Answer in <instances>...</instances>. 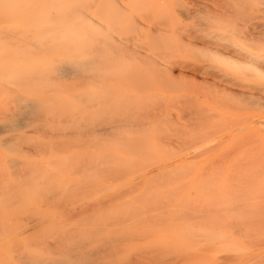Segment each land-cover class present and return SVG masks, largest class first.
<instances>
[{
	"label": "rangeland",
	"instance_id": "374dc122",
	"mask_svg": "<svg viewBox=\"0 0 264 264\" xmlns=\"http://www.w3.org/2000/svg\"><path fill=\"white\" fill-rule=\"evenodd\" d=\"M187 1L189 2L187 4V7L190 8L192 6V8L190 10L193 11V15H192L193 17L190 19L180 17L181 16L180 13H181V11H184V8H185L184 4ZM187 1L185 0V2L183 3V0H182V2L180 1L181 3L179 1L177 3L176 0H163V1L162 0H139V3H138L139 5L137 7L138 9H137L136 16L134 18V24H133V27H135L137 32L134 33L132 31L133 27H131L127 32H128V34L130 33L129 34L130 37L134 36L136 38V41H137L136 44L138 42L141 46H142V44H144V45L148 44L147 46L143 45L144 47H147L146 51H145L146 48L143 49V47H138L137 46L138 44L137 45L135 44V48L137 49L136 50L137 53H134V54L131 53V57H132V55H135L134 57L136 60V59H138L136 57V55H138V53L143 55V51H144L145 55H147V56H145V55L142 56L140 54H139V56H141L140 58L143 57V59L148 57V59H147V61H146V59H144L146 61V64L143 66L142 63H140V65H139V62H141L139 59H138L139 62L135 63V60L132 61L131 58H129L132 62H134L135 64H138L137 65L138 67L135 66L137 68L136 69L133 66L135 64L134 63L131 64L132 62L128 59V57H125L123 55V58L124 59L126 58L125 60H127V63H126L125 60H123V58H122V61L125 62V63L122 62V65L125 66L124 64H126V67H124V70L126 71L127 76H126V73L123 72V70L121 69L123 66L121 68H119L121 66V63H120L121 61H120L119 62L120 66L118 65L116 68L121 69V70H119V72L121 71L123 74L121 73V76H120L121 80L119 82H117L118 85L116 84V88H118V89L115 90V95L117 97L119 95V97L118 98L114 97V100L117 99L116 100V102H117L118 100H120L119 98H122L123 100L121 99L120 101H122V102L124 101V103H126V105H124V103H123V105H121V107H120L122 109L121 112H123V114H125V117H121L120 116L121 114L119 115L120 118H122V119L126 118L127 113L131 114V112L133 113L134 112L133 110H135V111H139L140 112L139 114L141 116L143 115V113H146V114H151V115H147V117L148 116L154 117L153 119L156 118V120L158 122L163 120L160 123V125H162L160 127V128H162L161 133L162 132L167 133L169 131V129H164L165 128L164 126L167 123L169 124V122H167V123H164V122L169 121V120L170 121L174 120L175 122L171 123L173 125L174 123L177 122L178 117L184 115L185 113H187L189 111L191 112L194 110L195 113L198 114V115H196L193 111L192 113H194V116L201 117L200 119L197 117L196 121L201 120V119L203 120L205 118V121L207 120V123H210V121L212 122L211 123L212 128H215L213 126H217V125L218 126L216 127V129L206 128L209 131L203 130L204 132H202V131L197 132V133H199V134H197L198 136L195 135L196 133H193L192 137H194V135H195L193 141L199 136L200 137L196 140L197 142H200L201 137H202V139L207 138V140L210 139L211 141L213 139L214 141H212V142L209 140L210 143L205 139H203V140L206 143L208 142L207 145L211 146V147L212 146L215 147L218 144V146H216L217 150H214L215 152L213 151L212 153L206 154V156L205 155H203L202 157L199 156L198 159H195L193 161L189 160L186 163L181 164L179 162V160L181 159L182 155L180 157L179 156L176 157V156L181 154L182 151L179 152L181 149L175 147L174 146L175 143H174L171 146L172 148L167 149L169 152H166V153L165 152H160V153H156V154L155 153L154 154L153 153L152 154L137 153L138 155L136 153H134V155H132L133 153H130V154L128 153L129 155L128 154L127 155L116 154V156L119 159L118 161L125 159L124 163H123V161H122V163L120 162L122 164V166L119 163V165H120L119 167L117 166L118 165L117 163H116L117 165H114L115 161L113 162V164H111L112 161L105 158L104 155H102V157L98 156V158L103 160L107 164V165L105 164V166H108V167H105V166L99 167V165H101V164H99V165H97L98 163L95 164V160L97 159V156H95V159H94V157L93 158L91 157L89 159V160H92V162H89L88 159H86L87 164L83 163L86 161L82 162L83 156L81 157V159L79 161H77L78 155H80V154L86 155V153H83L82 151H80V154L76 153L77 159L74 158V159H76V161H73L71 159L75 163V166H76V164H77V166H79V164H80V166L79 167H73L72 169H70L71 170L70 171L67 163L65 165H64V163H62V165H61V162L63 160V157H64V159L65 158L67 159L71 156L70 154H73V152H71V153L65 152V150H68L69 147L68 146L61 147L60 145H57V150L55 149L56 147L55 148L53 147L54 151L50 150L49 145H50L51 141H52L51 143L53 146H56V144H58V143L53 144L54 141L49 140V139H52L51 135L54 132L52 133L51 131L53 130V128H56L53 131L58 130L57 127L60 128L59 126H61V125H59V124H63L65 127L67 126L66 128H68L69 122H70V124L72 122V125L74 124L72 119H71L72 121L71 120L69 121V118H71L70 116H72V109L74 108V107L73 108L69 107L73 103L71 101L68 102L69 104H67L69 107L68 109H70V111L66 110L67 113L69 114L68 115L66 113V115L68 116V119L65 120L68 125H65L66 123L64 122V120L62 121V119L61 120L59 119L60 117H57L58 119L55 117L52 118L53 116H56V115L58 116L60 114L54 113L53 115H48L46 113L45 116H47V117L51 116L48 119L57 120V121H54L57 123V125H55V124H54V126H52L53 124L49 125V123H51V122H49L50 120L48 121V119L45 120L46 118H44L42 121H40L41 123L38 122L35 124V126L32 125L33 129H31L32 126H30V128L27 127L25 129H22V131H15V132L11 131L13 133L6 132L3 134H0L1 135L0 136L1 141L7 140V139L8 140L14 139V137H19V140H16L13 143L11 142V144H10L11 146H9V147L7 146V144H5L6 146L4 144L0 145L1 147H3L2 145L5 146L3 148L0 147V171H1L0 172V175H1L0 176V180H1L0 183L3 181V183H1V186H0V193H1L0 194L1 195L0 196V231L2 232V233H0V264H20V262H22L21 261L22 259L26 260V257L29 258L26 261L31 260L30 262H32V263L35 262L34 264H37L40 259L42 260V262L40 261L41 263H43V260L49 261L51 259L60 260L61 258H63L65 260H67V259L69 260L67 254L72 255L73 253L79 254V255H77L79 257H77V259H76V260L79 259V262L77 261L76 263H78V264L83 263L84 264V260L83 261L81 260L82 259L81 258L82 256H80L81 254L83 255V253H85V255H83V256L86 257V254H88L89 250L91 251L94 248L96 249L97 247L101 246L102 244L106 247L109 245L108 243H110L111 240L114 241L115 238L120 239V241H118V243H117L116 239L114 241V243L116 242L115 244H117V246L121 245V243L123 244V246H125V245L127 246L130 242V239L132 240L134 238L133 235H132L133 237H131V233L137 234V232L142 233L143 230L147 231L149 229V227H148L149 223L151 224V222H149V221L153 220L155 215L164 214L162 216H165V218L167 216L171 217L172 216L171 215L172 210L175 213L178 212V214L181 212L183 213V214L181 213L180 215L177 214L180 217V218L176 219L178 227L179 226L181 227L183 225L182 223H186L187 220H189V219L196 218L198 221L202 222L204 220V218H206L203 221V226H201L202 223H200L201 225L200 224L199 225L201 227L198 225V226H196L197 228H195V226L189 227V225H183L181 227V229L178 228L177 230H176V228L175 229L171 228V230H168L169 228L167 226L153 229V230H157L156 234L158 233V235H156L155 238L161 239V240H158V239L157 240L155 239V240H156V242L158 241V242L163 244V246H160L161 244L157 242L158 244H160L159 246L161 247V249L164 247L163 252H165V253L169 252L171 254V256H173L175 258V261L177 263L180 262L179 259L185 260L188 258V260H186L185 264L186 263L187 264H264V123H262V122H264V79L260 78L258 76H255L254 73L251 74L249 71H245L244 74H243V72L237 73L238 70L234 71L229 66H226L223 64H221L222 67L220 68L219 67L220 64L218 62L213 60L211 57H208L209 56L208 52L211 54H213V53L218 54V52H215V51H219V53H221V55H224V57H227V58L231 57L235 60L240 59L241 61L244 60V62L251 61V59L247 58V56H245L244 54L242 55L241 52L240 53L236 52V51L234 52V50H233V52H231L232 54H230V52H229V51H231L230 44H235V42H234L235 37L234 38L231 37L232 39L229 37L231 39L230 40L231 42L230 41L228 42V41H226L227 39L226 40L223 39V37L226 33L222 34L223 37H220L221 35L219 36V38L217 39L218 44L216 45V39L213 38L215 41L212 39L211 33L214 31H216L215 33H217V32L221 33V31H220V29H217V27H216L217 25H215V27H214V25L212 26L213 22L211 21L209 15L206 14L207 13L206 9H209L210 7L212 8V6H210V7L207 6L208 4H207L206 0H191V1L187 0ZM176 3H177V5H176ZM198 4H201V5H198ZM4 5H5L4 2H0V6H4ZM5 8L6 7L1 8L2 11H5ZM201 10L204 12L201 13L202 12ZM194 12H195V14H194ZM151 14L152 15L154 14V15L152 16ZM200 14H202V15H200ZM204 15L206 16V18ZM159 16L161 19L167 17L168 22L165 21L166 19H164L165 22L163 20H161L162 21L161 22ZM203 16L206 20L204 18H199V17H203ZM151 18L153 19V21L151 20ZM203 19L206 22L208 20H210V21H208L207 24H203L201 22V20L203 21ZM157 21H158V23H157ZM161 23H164V24H161ZM165 23L167 24V26ZM201 25H203V26H201ZM204 25H205V27H204ZM183 26L186 29L185 28L182 29ZM186 26H188V28ZM202 28H204L205 30ZM203 31H205V32H203ZM155 32H157V33H155ZM199 34L202 36L199 37L200 36ZM208 34H209V36H208ZM196 35H198V36H196ZM126 36L127 35H124V36L122 35V37H126ZM225 37H227V36H225ZM220 38H221V40H220ZM148 39H149V41H148ZM206 39H207V41H206ZM222 39L225 40V42H223ZM167 40H168V42H167ZM236 40L237 39H235V41ZM157 42H159L161 45ZM211 42H214V43H211ZM238 42H240V41H238ZM165 43H168V44H165ZM219 43H222V44L225 43V45L227 43V46L229 44V47L225 46V47H227V49H226L225 47H223ZM52 44L55 45L56 43L53 42ZM103 45H105V44H103ZM132 45H134V43ZM156 45L159 47H157ZM173 46H174V48H172ZM149 48L153 49V50H149V52H148ZM240 48L242 49V47H240ZM228 49H230V50H228ZM172 50H174V51H172ZM182 50H183V52H182ZM160 51H162V52H160ZM34 52L36 53L37 51H34ZM49 52H51L50 55H52L53 52L54 53L60 52V50L49 51ZM155 52L156 53L159 52L157 54H160V55L158 56ZM224 52H226V53L224 54ZM153 53H155L156 55ZM161 53H164V54H161ZM238 53H239V55H237ZM167 54H168V56H167ZM47 55H49V53ZM150 55H151V58H150ZM174 55H176V57H173ZM225 55H227V56H225ZM199 56H201L200 59H199ZM166 57H168V58H166ZM238 57H240V58H238ZM48 58H49V56L47 57V59ZM164 58H166V60H164ZM169 59L171 61H175V62L179 61L177 65H180V64L182 65L183 64L182 61H184V64L186 61L187 64L193 63L192 65L196 64L198 66L201 63L202 64L200 66H202L203 64H204L203 66H207V65L213 66V64H214L213 67L220 68L224 72L226 71L225 74H227V75L229 74L231 76H232V74H230V73H232L234 71L235 76L233 77V80L234 79H235V81L238 80L237 85L234 83V81L233 82L228 81V83L230 82L228 84L227 82L224 83V82L220 81L219 79H217L218 85L216 86L219 90L223 89L227 94H231V93L234 94V96H232L231 98L229 96H227L229 99H225L224 97L223 98L218 97V99L220 98V101H222V102L227 100L224 102L226 104H229L228 102H230V104L234 103V104H232V106H233L232 113H231V111H227L226 107L223 108V106L221 108H223L224 111H227V112H223L222 109H219V111H218L219 105L216 104L217 101H216V103H211V104H213L212 105L213 107L215 105V111H213L214 108L212 106H209V105H205L204 108L205 109L207 107L210 109L213 108L212 113L209 112L210 110H208V109L206 110V112H205V109L203 111L202 106H204V104H205V102L203 101L204 97L203 96L200 97L201 101L204 102V103H201V101L198 100L197 96H195V93H193V92L189 93L188 91L185 90V89L188 90V88L190 90V88H191V84L189 83V80L178 79V80L172 81V79L168 78L167 73L164 72L165 64L170 61ZM206 59H208V60H206ZM148 60H150V64H147V63H149ZM262 60H263V63L259 62L257 64V66L264 71V54H262ZM128 61H130V63ZM180 61L182 63H180ZM208 61H210V62L208 63ZM136 62H137V60H136ZM211 63H212V65H210ZM215 63H217V64H215ZM205 64H207V65H205ZM217 65H219V66H217ZM127 66L128 67L131 66L130 69H132V70L129 69V71H127V69H126V68H128ZM224 66H225V68H224ZM133 68H135L136 70ZM162 73L166 76L162 75ZM160 75L162 76V78H163V76L165 77L164 80L161 78ZM157 76H159V78ZM174 76H177V73H175ZM250 77H252L253 79ZM127 78H129V79H127ZM239 80L241 83H239ZM123 81H124V83H123ZM168 81H169V83H165ZM209 81L212 84L214 82L212 80H209ZM0 82H2L1 84L7 85L6 82H3L2 80H0ZM163 82L165 83L164 84L165 86L167 85L166 86L167 88L165 87V89H163L164 88V85H162ZM130 83H132V84H130ZM219 83H220V86H219ZM214 84H215V82H214ZM225 84L227 85V87ZM239 84H241V85H239ZM130 85H132V86H130ZM126 86H129V88ZM161 86H162V88H161ZM251 86H254V87H251ZM262 86H263V88H262ZM170 87H171V89H170ZM259 87H260V89H259ZM164 90H166V94H165V92H161ZM143 91L145 92V94ZM117 92H118V94H116ZM160 92L163 93L164 96L166 95L167 98L163 99V100L161 99L162 101H159V98H161V97L158 95V93H160ZM124 93L127 97L124 95ZM131 95L134 98L133 100L130 99V98H132ZM164 96H163V98H165ZM185 96H189L190 97V98L188 97L189 100L192 98L195 99L196 100L195 102H197L196 106H198V109H197V107L194 106L195 104L188 103V105H187L188 100L186 99ZM136 97L137 98L140 97V98L137 99ZM171 97H174L173 103L170 101L173 99ZM168 98H169V100H168ZM135 99H137V100H135ZM175 99L177 101L179 99L180 100L177 102V101H175ZM114 100H113V102H114ZM134 100L136 102H134ZM120 101H118L117 103H120ZM116 102L114 103V105H116ZM138 102H140L144 105L142 107L145 108V106H147L150 109L146 108V111H147V109H148V111L145 112V109L143 111V109H141V107L139 108V106H136ZM160 102L162 103V105H164V107L161 105ZM183 102H185V103H183ZM193 103H194V101H193ZM200 103L202 105H200ZM170 104L172 106H169ZM190 104H191V106H190ZM117 105L119 106L120 104H117ZM138 105L141 106V104H138ZM73 106H74V104H73ZM111 107H113V105L112 106L110 105V109H111V111H113V109ZM127 107H129V108H127ZM0 108H3V112H4L5 109H4L3 104H2V107L0 105ZM113 108L115 109L116 107H113ZM120 108H117L118 111H120ZM123 108H126V109H124V111H123ZM182 108L184 109V111ZM234 108H235V111H233ZM127 109H128V111H127ZM158 109H159V111L161 109V111L158 112ZM162 109H164V112H162ZM236 109H237V111H236ZM238 109H239V111H238ZM242 109H244L245 112H243ZM257 109H258V111H257ZM115 111H116V109H115ZM125 111H126V113H125ZM216 111L219 112V114ZM220 111H222V112H220ZM0 113H1V111H0ZM117 113L116 112H112V113L110 112V116L108 113L107 114L108 116L105 115V116H107V118L105 116H104V118L105 119L109 118V120L112 121L114 118H112L111 115H113V114L118 115ZM162 113L163 114L165 113L164 118H163ZM203 113L209 114L208 117L211 120L207 119L208 117H204L203 115L206 116V114H203ZM220 113H222L224 116L221 115ZM224 113L226 114V116ZM216 114H218V115L216 116ZM219 115H221V118ZM157 116H159V117H157ZM202 116H203V118H202ZM117 117L118 116H116L115 119H117ZM192 117H193V115H192ZM212 117H213V119H212ZM102 118H103V115H102ZM157 118H160V119L163 118V119L158 120ZM148 119H150V118H148ZM59 120L61 122H64L65 124L59 122ZM203 121H201V122L203 123ZM0 123H3L2 118H1ZM52 123H53V121H52ZM236 123L239 124L238 127H237ZM1 125L2 124H0V126ZM72 125H70L69 128L70 127L73 128ZM219 125L224 126V127H222V129H221ZM233 125H235V126H233ZM65 127H62L61 129L62 130L66 129ZM166 128H168V127L166 126ZM226 128H227V130H226ZM234 128L236 130H234ZM219 129H221L219 133L223 134V138L226 137L225 139L227 140V142H228V139H231L228 143L227 142L223 143V141L225 142V139L220 141L222 139L221 138L222 135L219 136L220 137V140H219L217 135H220V134L216 133L217 131H219ZM47 130H50L49 132L51 134L49 132H47ZM224 130H226L225 133H229L230 136L227 137V134H225L223 132ZM232 130H234V131H232ZM34 131H36V133ZM207 132H210V133H207ZM49 135L51 138L49 137ZM203 136H205V137H203ZM22 139L25 141H23ZM203 140H201V141H203ZM35 141L37 144L35 143ZM189 141H191L190 143H192V144L196 142V141L193 142L192 140H189ZM42 142L44 145L43 148H41L43 146ZM221 142H222V145H220ZM247 142H249V143H247ZM0 143H2V142H0ZM245 143L248 145V147ZM253 143H254V145H253ZM35 145H36V147H35ZM64 145H65V143H64ZM251 145H253V146H251ZM59 146L61 148H59ZM177 146H179V145H177ZM34 147L37 149H34ZM58 149H60V151L62 149L63 153H66V154L63 155L60 151H58ZM35 150H37V151H35ZM248 150H250V151H248ZM51 151L52 152L57 151L56 152L57 155H55V153L52 154ZM86 152H87V155H90V156L93 155V154H90V151H86ZM177 152H179V154ZM245 152H246V154H245ZM58 153H60L61 155L58 156L59 155ZM167 153H169V154H167ZM45 154H46V156H45ZM199 154L202 155L201 153H199ZM142 155H143V158H142ZM121 156L126 157V158L123 159V157L121 158ZM134 156H135L136 160L134 159ZM59 157H61V158H59ZM171 157H173V158L171 159ZM220 158H222V159L219 160ZM153 159H155L156 163L153 161ZM93 160H94V167H96L94 169L92 167L93 164H91V166H90V164H88V163H93ZM150 160H152L153 162H151ZM156 160L157 161L160 160L159 162L161 163V165L163 167L160 166V163H157ZM214 160H215V163H214ZM12 161L16 163L14 168H13L14 164L12 163ZM58 161L60 164L57 163ZM139 161H140V163H139ZM50 162H51V164H50ZM78 162H79V164H78ZM53 163H54V165H53ZM68 163H70V160ZM130 163H132V164H130ZM49 164H50V166H53V167H50V166L47 167V165H49ZM126 164H129L130 166L128 165L129 167L127 166V168H126ZM17 165H19V166H17ZM63 165L65 166L64 168H66V169L62 168ZM81 165H83V166H81ZM152 165H154V166H152ZM97 166H98V169H102V167H104L106 169L110 167L111 169L110 168H109L110 170L104 169L103 172H101L100 170H97L96 171L97 173H95L94 175L98 174V171L101 172L102 175L99 174L98 175L99 178H96L98 176L97 175L93 176L92 174H93V172H95L94 170L97 169ZM115 166H117V167H115ZM141 166H143V167H141ZM146 166H148V167H146ZM83 167H85V168H83ZM42 168H44V169H42ZM187 168H189L190 170L192 169V170L190 171ZM63 169H64V171H63ZM81 169L83 171H80L81 172L80 173L79 170H81ZM85 169H87V170H85ZM186 169L189 170V172L186 171ZM66 170H67V173H70L71 175L70 174L68 175L67 173H65ZM77 171L79 172L78 177H77V175H78ZM91 171H92V174H91ZM107 171H108V173H107ZM177 171L179 173H177ZM17 172H19L18 175H16ZM26 173L28 174L29 177L27 176ZM74 173L75 174L77 173V175L75 176ZM188 173L190 175L191 174L192 175L190 176ZM64 174L66 175V177H65L66 179L64 178ZM103 175H105V176L103 177ZM23 177H25L24 178L25 181H24ZM160 177H161V179H160ZM92 178H95V180H93ZM176 178H177V180H176ZM98 179H99V181H98ZM148 179L151 181H148ZM4 181H6V182H4ZM8 182H9V185H8ZM139 182H140V184H139ZM202 182H203V184H202ZM47 183L49 185H47ZM151 183H153V184H151ZM10 185H11V187H7ZM161 186L163 187V190L161 189L162 188ZM165 186L168 188H165ZM182 186H184V187H182ZM15 188H16V190H15ZM200 188H202V190ZM53 189H54V191H52ZM147 189L148 190L150 189V191L149 192L146 191ZM11 190H12V192H11ZM101 191H103V192H101ZM163 191H164V193H163ZM165 191H168L169 193H167ZM176 191H177V193H176ZM56 192H58V193H56ZM121 192L123 195L121 194ZM113 194H115V195H113ZM172 195H173V197H172ZM4 197L5 198L7 197L6 203L4 201ZM167 198L170 201H168ZM112 199L114 200V203H112V201H113ZM243 199H244V201H243ZM8 201L10 203H8ZM131 201H132V203L133 202L135 203V204H132L131 206L129 205V207H131L132 209L135 210L138 205L141 207V208L138 207L135 210L136 213L133 214V219H135V217L138 216L137 213H139V211H141V212L143 211V213H145L146 216H144L143 219L146 221H143V219H141L142 220L141 223L145 222V224H146V222H149L144 227L145 229L141 225H140L141 228L138 227L137 226V225H139L138 223L136 225H131L132 227H127L128 224L124 223L122 221V225L124 227L126 226L125 228H123L121 223L119 224V222H121L120 218L123 219L122 218L123 214L125 212H128L129 209H131V208H128V203ZM140 202L142 204L145 202L143 204L144 206H142ZM138 203H140V204H138ZM154 205H157V206H154ZM165 205H167V206H165ZM168 207H169V209L171 208L170 209L171 211L169 213H168V211H169ZM175 207H176V209H178L177 212H176ZM156 208L157 209L160 208V210H157ZM189 208H190V210H189ZM179 209L180 210L183 209V210L180 211ZM84 210H86V212L88 214H90V216L87 215V213H84L85 212ZM144 210H146V211H144ZM81 211L83 213V217H85L87 215V217H86L87 219L86 218H84V219H86V221L89 220L88 222H86L85 220H82L83 217H80L82 215ZM185 211H186V213H185ZM193 211H195V212H193ZM156 212H157V214H156ZM75 213H76V215H80V214L81 215L76 216ZM154 213H155V215H153ZM166 213H167V215H166ZM175 213H174V215H175ZM84 214H85V216H84ZM114 214H116V215H114ZM187 214H189V216ZM192 214L196 215V216L194 217ZM70 215H71V218H70ZM77 217H79V218H77ZM102 217H105V221H104L105 225H104V222L102 221V220H104ZM117 217L119 220L116 219ZM175 217H176V215L172 218L175 219ZM88 218H90L91 220ZM150 218H151V220H150ZM184 218H187V220L186 219L184 220ZM211 218L213 221H210ZM77 219H79V220H77ZM181 219H183L184 222L181 221ZM216 219L218 221H216ZM41 220H42V222H41ZM147 220H149V221H147ZM166 220H168V219L166 218ZM84 221L86 224L87 223L88 224L85 225ZM91 221H93V222H91ZM176 221H175V223H176ZM219 221H222V222H219ZM214 222H216V223L214 224ZM80 223H82L81 225H84L85 230H83V231H85V234L88 232V235L87 234L85 235L84 233L82 234L81 229H80L81 232L79 231L80 233L74 232V231H77L79 228L83 227L80 225ZM204 223L206 225H204ZM70 224L73 226H71ZM114 225L116 226V228L114 227ZM228 225H229V227H226ZM74 226L75 227L77 226L76 228H78V229L76 230V228ZM87 226H88L87 230H89V231H86ZM112 226L115 229L112 228ZM237 226H238V228H236ZM239 226L241 228H239ZM106 227H107V229L105 230L106 232L104 230L100 231V228L105 229ZM192 227H194V228L192 229ZM74 228H75V230H74ZM110 228H112V229H110ZM133 228L136 231H132L131 229H133ZM187 228H190V229L188 230ZM22 229H24V230H22ZM94 229H97L98 232L104 231L105 235H103V234L99 235L100 234V232H99V234L97 233V236H95L97 231L95 230L96 231L95 232ZM125 229L126 230L129 229L130 231L129 230L126 231ZM185 229L187 232L185 231ZM66 230L69 231L70 234L67 233ZM71 230L73 233H75V235H73V233H71ZM150 230L152 231L151 228H150ZM195 230L197 232H195ZM15 231H16V234L14 233ZM114 231H115V233H114ZM125 231H126V233H125ZM91 232H93V234H95V235H91L92 234ZM65 233H67V234H65ZM77 233H79V235H77ZM109 233H113V234H115V236L112 235V236L108 237ZM119 233H122L123 239H121L122 237H121V234H119ZM81 234L84 236H81ZM116 234H119L118 236H120V238H118L116 236ZM125 234L126 235L129 234V235H127L128 237L125 236ZM16 235H18V236H16ZM69 235H71V236L69 237ZM109 235H111V234H109ZM27 236L29 239L27 238ZM80 236H81V238H80ZM92 236L97 237V238H94L96 240H99L100 236H102V237H101L100 241L93 240L97 243L91 244L90 242L93 239ZM113 236H114V239L111 238ZM124 236H125V238H124ZM202 236L204 237V240L202 239L203 238ZM6 237H8V238H6ZM51 237H53V238H51ZM55 237H57V238H55ZM58 237L60 238L59 240H58ZM72 237H73V239H74V237L75 238L78 237L79 239L77 238L76 240L75 239L72 240ZM89 237L91 239H87L86 240L87 242L84 243L85 240H83V239H86ZM197 237L198 238L202 237L201 241L199 239H197ZM65 238H69V240L66 239L67 240L66 241ZM110 238H111V240H110ZM162 238H164L166 240V244L164 243V241H162ZM10 239H12V240H10ZM23 239H25V241ZM63 239H64V242H63ZM80 239L82 240L83 246H84V244L85 245L87 244L86 245L87 247L85 246V249L89 248V250L83 249V251L85 250V252H83L81 249L82 248L81 245H79V246H81V248H80L81 250L78 248L79 246L78 247L75 246V245H77V243L79 244ZM207 239L210 241L209 243H208ZM22 240H23V242H22ZM106 240L109 242H107ZM13 241H15V242H13ZM102 241L103 242L105 241L107 245L105 244V242L102 243ZM11 242H13V243L11 244ZM70 242L71 243L74 242V243L70 244ZM170 242L173 245H171ZM176 242H178V244ZM63 243L65 245H62ZM88 243H90V245H92V246H90V245L89 246L92 247L93 249H90V247L88 246ZM114 243H112V244H114ZM138 243H140V242H138ZM112 244H110V245H112ZM168 244H170L171 246ZM174 245H175V247H174ZM39 246L41 247L40 249H38ZM45 246H46V248H45ZM61 246H62V248H61ZM178 246H180V247H178ZM50 247L51 248L53 247L52 249H54V250L57 248L58 251L55 250L56 253L54 251V253L51 254L50 253L51 250H49V249H51ZM74 247H76L79 250L78 253L76 252L77 249ZM59 248H60V250H62L63 253L59 252L60 251ZM71 248L75 250V251H73V253L71 251ZM167 248L168 249L170 248V250L172 249L173 251L172 250L170 251ZM183 249L185 250V253L183 252ZM45 250H46V253H44ZM177 251L179 254L177 253ZM31 252L33 253L32 255H31ZM48 252L51 255H48ZM64 252L65 253L67 252V254H65ZM24 254L26 257L23 256ZM44 254H45V257H44ZM46 254L50 258L46 257ZM56 254H59V255H57V257L53 256ZM63 254H65L66 257ZM29 255H31L32 258L34 257V259H31V256L29 257ZM41 255H42V257H41ZM9 257H11V259H9ZM184 257H186V258H184ZM15 259H16V261H15ZM35 259H37V260L35 261ZM25 260H23V262ZM85 260H88V259H85ZM45 261H44V263H46ZM60 261H63V260L61 259ZM175 261L173 260V262H175ZM23 262L21 264H23ZM176 262H175V264H176ZM46 264H49V262Z\"/></svg>",
	"mask_w": 264,
	"mask_h": 264
},
{
	"label": "bare ground",
	"instance_id": "6f19581e",
	"mask_svg": "<svg viewBox=\"0 0 264 264\" xmlns=\"http://www.w3.org/2000/svg\"><path fill=\"white\" fill-rule=\"evenodd\" d=\"M176 1H177V3H178V1L182 2V0H176ZM0 2H4L5 3L4 6H0V80H2L3 82H6V84L8 85L7 86V85H4V84H1L2 82H0V105L2 107V104H3L4 105V109H5L4 112H3V108H0V111H1V113H0V116H1L0 117V122H1V118H2V122H3V123H0V124H2L0 126V134L6 133V132L13 133L11 131H14V132L15 131H22V129H25L27 127L30 128V126H32V125L35 126L36 123L42 121L44 118H46L45 120H47L48 118L51 117V116L50 117L49 116L48 117L45 116L46 113L48 115H53L54 113H56V114L58 113L60 115L57 116L55 114L56 116H53L52 118L60 117L59 119L60 120L62 119V121L64 120V122L66 123L65 120L68 119V116L66 115V113H67V111H70V109H68V108L69 107H72V108L74 107L72 109V116H70L71 118H69V121L72 119L74 124L72 125V122H71V124L69 122V126L72 125V127L73 128L75 127V128L74 129L71 128V127L69 128V126H68V128H66L67 126L65 127L63 124H59L61 126H59L60 128L57 127L58 130H56V131H53L56 128L52 127L53 130L50 128L52 130L51 132L52 133L54 132V133L51 135L52 139H49V140H53L54 141L53 144L54 143L55 144L58 143V144H56V146H53L52 143H51L52 141H51L50 145H49L50 146V148H49L50 150H53V147L54 148L56 147L55 149L57 150V145H60L61 147H64V146H68L69 147V149L65 150V152H67V153L68 152L69 153L73 152V154H70L71 155L70 157L68 156L70 159L69 158H67V159L65 158L64 159V157L62 156L63 160L65 162L62 159H61L62 162L58 159L61 162V165H62V163H64V165L67 163V165L69 166V170L72 169L73 167H79L80 166L79 162H78L79 166H77V164L75 166V163L73 162V161H76L77 154L78 153L80 154V151H82L83 153H86V155H87L86 151H90V154H93L94 156L93 155L92 156H90V155L86 156L85 154L84 155L80 154V155H78L77 161H79L81 159V157L83 156L82 162L86 161V159H88L89 162H92V160H89V159L91 157L92 158L94 157V159H95V156H97V159L95 160V164H97V163H98L97 165L101 164V165H99V167L100 166H105L106 163L103 160H101L100 158H98V156L102 157V155H104L105 158H107L108 160L112 161L111 164H113V162L115 161L114 165L118 164L117 166L119 167L120 166L119 163L120 162L122 163V161L124 163L125 162L124 158H126V157L121 156V158L123 157L124 160L118 161L119 159L116 156V154H120V155L121 154H125V155H127L128 153L129 154L133 153L132 155H134V153H136V154L137 153H143V154H152V153L154 154L155 153L156 154V153H160V152H165L166 153V152H169L167 149L172 148L171 146L174 143H175V145H174L175 147L181 149L179 152L182 151L181 154H179V152H177L179 155L176 156V157H178V156L180 157L182 155L181 159L179 160V162L181 164L186 163L189 160L193 161L195 159H198L199 156L200 157H202L203 155L206 156V154L212 153L214 150H217L216 146H218V144L216 146L214 145L215 147H213V146L211 147V146L207 145L208 142L210 143V141H211L210 139H209L210 140L209 141V140H207V138L206 139L203 138V139L208 141L206 143L201 137V140H203V141H201L199 139L200 142H197L196 140L200 136L197 137L194 140V141H196L195 143H193V144L190 143L191 141H189V140L193 141L195 135L199 134L197 132H201V131L204 132V131H207L209 128L216 129V127L218 126V125L217 126H213L215 128H212L211 127L212 126L211 125L212 122L210 121V123H207V120L205 121V118L203 119L204 121L202 119L196 121L197 117L199 119L201 117L194 116V113H195L194 110H193L194 113H192L193 111H191V112L189 111V112L185 113L184 115L178 117L177 122H176L177 124L176 123H174L173 125L171 124V123L175 122L174 120L173 121L169 120V121L164 122V123L169 122V124H170L169 125L167 123L169 126L167 124L166 125L164 124L165 125L164 129H169V131L167 130L168 132L166 131L167 133H163V132L161 133V129L162 128H160L162 126V125H160V123L163 121L161 119L164 118L165 113L164 114L162 113L163 114V118H161V119L157 118L158 120L159 119L161 120L159 122L156 120V118L153 119L154 117H151V116L147 117V115H151V114L143 113V115L141 116L139 114L140 112L139 111H135V110H133L134 112L133 113L131 112V114L127 113L126 114V118H124L125 120L120 118V116L121 117H125V114H123V112H121L122 109L120 108L121 105H123L124 101L123 102L120 101L122 98H119L120 100H118V101H120V103H117L118 101L116 102L117 99L114 100V97H117L115 95V90L118 89V88H116L117 82H119L121 80L120 76H121L122 72L121 71L119 72V70L122 69L123 72L126 73V71L124 70V67H126V64H124L125 66L122 65L123 55L125 57H128V59L131 58V60L133 61V60H135V57H134L135 55H132V57H131V53L132 54L137 53V51H136L137 49L135 48V44L137 42L136 38L133 36L134 34L132 35L134 38L130 37L129 36L130 33L128 34L127 31L131 27H133L134 18L136 16V12H137V9H138L137 7L139 5L138 4L139 0H0ZM184 2H185V0H183V3ZM206 2L208 4L207 5L208 7L212 6V8H213L212 9L210 7L212 10L210 8L206 9L207 10L206 14L209 15L211 21L213 22L212 26L214 25V27H215V25H217L216 26L217 29H220V31H221V33L220 32L219 33L218 32L215 33L216 31L211 33L212 39L213 38L216 39V45L218 44L217 39L219 38V36L221 35L220 37H223L222 34L226 33L224 35L223 39H225V40L227 39L226 41H228V42L232 38L235 37L234 38L235 44H230V48H231V51H229L230 54H232L231 52H233V50H234V52L235 51L239 52V53L241 52L242 55L244 54L245 56H247V58L251 59V61L244 62V60L241 61L240 59L239 60H235V59H233L231 57L227 58V57H224V55H221V53H219V51H215V52H218V54H216V53L215 54L214 53L211 54V53L208 52V55H209L208 57H211L213 60L218 62L220 64V66L219 65H217V66H219L220 68L222 67L221 64H223V65L229 66L234 71L238 70L237 73L238 72H243V74H244L245 71H249L251 74L254 73L255 76H258V77L264 79V71L257 66V64L259 62L263 63L262 54H264V0H206ZM177 3H176V5H177ZM188 3L189 2L187 1L184 4L185 8H184V11H181V13H180L181 16L179 15L180 17L187 18V19H190V18L193 17L192 16L193 15V11L190 10L192 8V6L190 8L187 7ZM198 5H201V4H198ZM4 7H6L5 11H2L1 8H4ZM195 12H194V14H195ZM203 12L204 11H202L201 13H203ZM200 15H202V14H200ZM204 16L203 17H199V18H204ZM159 18H160V16H159ZM205 18H206V16H205ZM164 19H166L165 21L168 22L167 17L163 18V19L160 18V21L161 20L164 21ZM204 19H203V21H204ZM151 20L153 21L152 18H151ZM203 21L201 20V22L203 24H207V22L210 21V20H208L207 22L206 21L203 22ZM157 23H158V21H157ZM161 24H164V23H161ZM166 26H167V24H166ZM201 26H203V25H201ZM186 27L188 28V26H186ZM204 27H205V25H204ZM183 28H185V27L183 26L182 29ZM202 29H204V28H202ZM132 31L134 33L137 32L135 27L132 28ZM203 32H205V31H203ZM155 33H157V32H155ZM122 35L123 36L127 35V36L126 37H122ZM196 36H198V35H196ZM201 36L202 35H200L199 37H201ZM208 36H209V34H208ZM225 36H227V37H225ZM229 37L230 38L232 37V38L230 39ZM223 39H222V41L225 42V40H223ZM235 39H237L240 42H238L237 40L235 41ZM220 40H221V38H220ZM148 41H149V39H148ZM206 41H207V39H206ZM53 42L56 43V44L53 45L52 44ZM167 42H168V40H167ZM133 43H134V45H132ZM157 43H159V42H157ZM211 43H214V42H211ZM103 44H105L106 46L103 45ZM137 44L136 45L138 47H143V49L146 48L145 51L147 50V47H144V46H147L148 44L147 45L142 44V46L139 44V42ZM165 44H168V43H165ZM219 44L222 45L223 47L227 46V43H226V45H225V43H223V44L219 43ZM239 46L242 47V49ZM157 47H159V46H157ZM227 47H229V44H228ZM227 47H225V48L227 49ZM172 48H174V46ZM55 50L56 51L60 50V52H56L57 54L53 52L54 54L52 53V55H50L51 52H49V51H55ZM149 50H153V49L149 48L148 52H149ZM228 50H230V49H228ZM34 51H37V52L35 53ZM172 51H174V50H172ZM160 52H162V51H160ZM182 52H183V50H182ZM48 53H49V55H47ZM155 53H153V54H155ZM157 53H159V52H157ZM225 53L226 52H224V54ZM239 53L237 55H239ZM139 54L140 53H138V55H136V57L141 62H139L138 59H136L137 62L135 60V63L139 62V65H140V63H142L143 66H144L146 64V61H147L148 57L144 58V59H146V61H145L143 59V57L140 58L141 56H139ZM161 54H164V53H161ZM140 55H142V54H140ZM143 55H145L144 51H143ZM157 55L159 56L160 54H157ZM227 55H225V56H227ZM48 56H49V58L47 59ZM145 56H147V55H145ZM167 56H168V54H167ZM173 57H176V55H174ZM200 57L201 56H199V59H200ZM150 58H151V55H150ZM166 58H168V57H166ZM166 58H164V60H166ZM238 58H240V57H238ZM125 59L123 58V60H125ZM206 60H208V59H206ZM130 61H128V62L130 63ZM148 61H149V63H147V64H150V60H148ZM119 62L121 63V66L119 65L120 64ZM125 62L127 63V60H125ZM125 62H123V63H125ZM176 62L170 60L168 63H166L165 67H164V72L167 73L168 78L172 79V81L173 80H178V79L189 80V83L191 84V88H190V90H189V88H188V90L187 89H185V90L188 91L189 93L190 92L195 93V96H197L199 101H201V98H200L201 96L204 97L203 101L205 102V104H204V106H202L203 111L205 109L204 108L205 105L212 106L213 104H211V103H216V101H217L216 104L219 105V108L217 107L218 111H219V109H222L223 112L231 111V113H232V108H233L232 104H234V103L231 102L232 104H230V102H228L229 104H226L224 102L227 101L225 99H229L227 96H229L231 98L232 96H234V94H232V93L231 94H227L223 89H222L223 91L221 89L219 90L216 86L218 85L217 79H219L220 81H222L224 83H226V82L228 83V81H230V82L234 81V83L237 85L238 84V82H237L238 80L237 79H236L237 81H235V79L233 80V77L235 76V72L234 71L232 73H230V74H232V76H231L229 74L228 75L225 74L226 71L224 72L220 68L213 67L214 64H213V66H208L207 64H205L207 66H203L204 64L202 66H200L202 63L201 64L199 63L200 65L198 66L195 63H194L195 65H192L193 63L187 64L186 61H185V64H184V61H182L183 62L182 65L181 64L177 65L179 61H176ZM182 62L180 61V63H182ZM209 62L210 61H208V63ZM133 63L134 62H132L131 64H133ZM215 64H217V63H215ZM118 65L120 66L119 68H121L122 66L123 67L121 69L116 68ZM137 65L138 64H135L133 66L134 67L135 66L138 67ZM210 65H212V63ZM130 67L126 68L127 71H129ZM135 68H133V69H135ZM224 68H225V66H224ZM130 70H132V69H130ZM175 73H177V76H174ZM162 75H164V74L162 73ZM126 76H127V73H126ZM164 76H166V75H164ZM164 76H163V78L161 76V78L163 80L165 78ZM157 77L159 78V76H157ZM250 78H252V77H250ZM127 79H129V78H127ZM209 80L214 81L215 84H214V82H213V84L210 83ZM123 83H124V81H123ZM165 83H169V81L165 82ZM165 83L163 82L162 85H164ZM220 83H219V86H220ZM239 83H241L240 80H239ZM130 84H132V83H130ZM239 85H241V84H239ZM130 86H132V85H130ZM166 86L164 85L163 89H165ZM254 86H251V87H254ZM126 87L129 88V86H126ZM226 87H227V85H226ZM161 88H162V86H161ZM262 88H263V86H262ZM170 89H171V87H170ZM259 89H260V87H259ZM161 92H165V94H166V90L161 91ZM161 92L158 93V95L161 97V98H159V101H162L163 99L167 98L166 95L164 96V94L161 93ZM116 94H118V92ZM144 94H145V92H144ZM124 95H125V93H124ZM163 96L165 98H163ZM118 97H119V95H118ZM185 97L188 100L187 101V105H188V103L195 104L194 106L197 107V109H198V106H196L197 102H195L196 101L195 99L192 98V99L189 100V98H190L189 96H185ZM218 97H222V98L224 97L225 101H223V102L220 101V98L218 99ZM138 98H140V97H138ZM171 98H173V99L170 100V101L173 103L174 97H171ZM130 99L133 100L134 99L133 96ZM137 99H135V100H137ZM176 99H175V101H177ZM113 100H114V102H113ZM135 100H134V102H136ZM168 100H169V98H168ZM70 101L73 102V103L68 107L67 104H69L68 102H70ZM193 101H194V103H193ZM203 101H201V103H204ZM115 102H116V105H114ZM183 103H185V102H183ZM201 103H200V105H202ZM73 104H74V106H73ZM117 104H120V105L118 106ZM138 104H141V106L138 105ZM191 104H190V106H191ZM110 105L111 106L113 105V107H116L115 108L116 111H115V109L113 107H111L113 109V111H111ZM124 105H126V103H124ZM161 105H162V103H161ZM136 106H139V108L141 107V109H143V111L145 109V112H147L148 109H150L147 106H145V108L142 107L144 105L142 103H140V102H138ZM162 106L164 107V105H162ZM169 106H172V105L170 104ZM222 106H223V108L226 107L227 111H224V109L221 108ZM117 108H120V111H118ZM127 108H129V107H127ZM146 108H148L147 111H146ZM213 108H212L213 111H215V105H214ZM124 109H126V108H123V111H124ZM207 109L210 110L209 112L212 113V109H210L208 107L205 109V112H206ZM127 111H128V109H127ZM160 111H161V109H160ZM160 111L158 109V112H160ZM183 111H184V109H183ZM222 111H220V112H222ZM233 111H235V108L233 109ZM236 111H237V109H236ZM238 111H239V109H238ZM242 111L245 112L244 109H242ZM257 111H258V109H257ZM110 112L111 113L112 112H116V113L118 112L117 113L118 115H116V114L114 115L113 114L115 117L113 115H111L112 118H114L113 120L110 118L112 121H110L109 118L108 119L104 118V116L107 115L108 113H109V116H110ZM162 112H164V109H162ZM125 113H126V111H125ZM217 113L219 114V112H217ZM203 114H206V116L203 115ZM203 114L202 115L204 117H208V115H209L207 113H203ZM218 114H216V116ZM220 114L223 115L222 113H220ZM102 115H103V118H102ZM192 115H193V117H192ZM196 115H198V114H196ZM221 115H219L220 118H221ZM107 116H105V117L107 118ZM116 116H118L117 119H115ZM203 116H202V118H203ZM225 116H226V114H225ZM157 117H159V116H157ZM148 118H150V119H148ZM207 119H210V118L208 117ZM212 119H213V117H212ZM60 120H59V122H61ZM48 121L51 122V123L48 122L49 125L50 124H53L52 126H54V124L57 125V123L54 122V121H57L55 119H48ZM52 121H53V123H52ZM201 121H203V123ZM64 122H61V123H64ZM262 123H264V122H262ZM65 125H68V124L66 123ZM236 125H237V127L239 126L238 123H236ZM33 126H32L31 129H33ZM166 126L168 128H166ZM233 126H235V125H233ZM62 127H65L66 129L62 130L61 129ZM222 127H224V126H220L221 129H222ZM206 128H208V129H206ZM235 128H234V130H236ZM221 129H219V131H217L216 133H219ZM226 130H227V128H226ZM226 130H224L223 132L225 133ZM234 130H232V131H234ZM49 131L50 130H47V132H49ZM34 132L36 133V131H34ZM193 133H196L194 135V137H192ZM207 133H210V132H207ZM219 134L220 135H217L219 140H220L219 136L222 135V137H221L222 139L220 141H222L223 139L226 138V137L223 138V134H221V133H219ZM225 134H227V137L230 136L229 133H225ZM49 137H50V135H49ZM203 137H205V136H203ZM16 140H19V137H14V139H9V140L8 139L7 140H2V141L0 140V142H2V143H0V145L1 144H4V145L7 144V146L9 147V146H11L10 145L11 142L13 143ZM230 140L231 139H228V142ZM23 141H25V140H23ZM212 141H214V140L212 139ZM226 142H227V140L225 139V142L223 141V143H226ZM35 143H36V141H35ZM64 143H65V145H64ZM247 143H249V142H247ZM4 145H2V146L5 147L6 145L5 146ZM42 145H43V142H42ZM177 145H179V146H177ZM220 145H222V142H221ZM253 145H254V143H253ZM253 145H251V146H253ZM60 146H59V148H61ZM3 147H1V148H3ZM35 147H36V145H35ZM35 147H34V149H37ZM43 147H44V145L41 148H43ZM247 147H248V145H247ZM250 150H248V151H250ZM35 151H37V150H35ZM58 151H60V149H58ZM56 152L57 151L52 152V154L55 153V155H57ZM60 152L63 155L66 154V153H63L62 149H61ZM199 153H201L202 155H200ZM58 154H59L58 156L61 155L60 153H58ZM167 154H169V153H167ZM245 154H246V152H245ZM45 156H46V154H45ZM59 158H61V157H59ZM74 158H76V159H74ZM142 158H143V155H142ZM172 158L173 157H171V159ZM222 158H220L219 160H221ZM134 159L136 160L135 156H134ZM69 160H70V163H68ZM59 161L57 163H59ZM150 161L151 162H153V161L155 162V159H153V161L152 160H150ZM159 161H157V163H160ZM12 163L14 164V166H13V168H14L16 163L13 162V161H12ZM83 163L87 164V161L83 162ZM139 163H140V161H139ZM214 163H215V160H214ZM50 164H51V162H50ZM50 164L47 165V167H49ZM88 164H90V166H91V164H93V166H92L93 169L96 168V167H94V160H93V163H88ZM130 164H132V163H130ZM53 165H54V163H53ZM64 165L62 166V168L65 167ZM128 165L129 164H126V168H127ZM17 166H19V165H17ZM81 166H83V165H81ZM117 166H115V167H117ZM121 166H122V164H121ZM152 166H154V165H152ZM160 166H162L161 163H160ZM50 167H53V166H50ZM105 167H108V166H105ZM141 167H143V166H141ZM146 167H148V166H146ZM83 168H85V167H83ZM109 168L106 169V168L102 167V169H98V166H97V169L94 170L95 172H93V174H92V171H91V174L93 176H96V175L98 176L99 174H101V172L104 171V169L108 170ZM42 169H44V168H42ZM64 169H66V168H64ZM64 169H63V171H64ZM87 169H85V170H87ZM187 169H189V168H187ZM187 169H186V171L189 172L190 169L189 170H187ZM97 170H100L101 172L98 171V174L94 175L95 173H97L96 172ZM80 171H83V170L81 169V170H79V172ZM79 172L77 171L78 175H77V173L76 174L74 173L75 176L77 175V177H78L79 176ZM18 173L19 172H17L16 175H18ZM65 173H67V170H66ZM107 173H108V171H107ZM177 173H179V172L177 171ZM67 174L69 175L70 173H67ZM27 176H28V174H27ZM104 176L105 175H103V177ZM65 177H66V175L64 174V178ZM24 178L25 177H23V179ZM96 178H99V176L96 177ZM177 178H176V180H177ZM92 179L95 180V178H92ZM160 179H161V177H160ZM24 181H25V179H24ZM98 181H99V179H98ZM148 181H151V180L148 179ZM4 182H6V181H4ZM1 183H3V181ZM1 183H0V186H1ZM139 184H140V182H139ZM151 184H153V183H151ZM202 184H203V182H202ZM8 185H9V182H8ZM47 185H49V184L47 183ZM7 187H11V185L7 186ZM182 187H184V186H182ZM165 188H168V187L165 186ZM161 189L163 190V187ZM200 189L202 190V188H200ZM15 190H16V188H15ZM52 191H54V189ZM103 191H101V192H103ZM146 191L149 192L150 189L149 190L147 189ZM11 192H12V190H11ZM165 192L169 193L168 191H165ZM56 193H58V192H56ZM163 193H164V191H163ZM176 193H177V191H176ZM121 194H122V192H121ZM113 195H115V194H113ZM172 197H173V195H172ZM6 198L4 197L5 203H6ZM167 200H168V198H167ZM168 201H170V200H168ZM243 201H244V199H243ZM8 203H10V202L8 201ZM112 203H114V200L112 201ZM140 203H138V204H140ZM132 204H135V203L134 202L132 203V201L129 202L128 203V208H131V207H129V205L131 206ZM143 204L141 203L142 206H144ZM154 206H157V205H154ZM165 206H167V205H165ZM138 207H140V206L138 205L137 208ZM168 209H169V207H168ZM170 209H169V211L167 210L168 213L171 211ZM175 209H176V207H175ZM135 210L131 208V209H129L128 212H125L123 214V217H122L123 219L120 218L121 222H119V224L121 223V225H122V221H123L124 223L128 224L127 227H132L131 225H136L138 223L139 224V225H137L138 227H140V225H141L144 228L147 223L151 222L152 225L150 223L148 225L149 229L147 231L143 230L142 233L140 232L141 234L138 233V232H137V234H132L131 233V237L134 236V238L132 240L130 239V242H129V244L127 243L128 244L127 246L126 245L123 246V244L121 243V245L123 247L121 245L117 246V244H115L116 242L114 243V241L116 239V238L114 239L115 234L109 233L111 235L108 234V237L114 235L113 237H111V238L114 239V241L111 240V238H110L111 242L108 243L109 247L108 246L105 247L102 244L105 241L104 242L102 241V243H101L102 245L100 244L101 246L97 247L96 249L94 248L95 250L92 247H90V246H92V245H90V243L91 244L92 243L93 244L97 243V242L93 241V240H96L94 238H97L95 236H97V233L99 234L100 231H102V230L105 231L107 229V227L105 229H101L100 228L99 232L97 231V229H94V231L95 230L97 231V232L95 231L96 235L93 234V232H91L92 233L91 235H95V236L94 237L92 236L93 237V239H92L93 242L90 240L91 242L88 243V246L90 245L89 246L90 249H93L94 251L91 250L92 251L91 252L89 250V248H87L89 251H88V254H86V257L83 256V255H85V253H83V255L80 253L81 254L80 256H82L81 260L82 261L84 260V264H175V262H176L175 258L173 256H171V254L169 252H167V253L163 252L164 251V249H163L164 247L161 249L160 246H163V244L157 241L158 243L161 244L160 245V244H158L156 242L157 239L158 240H161V239H159V238L156 239L155 238L156 235H158V233L156 234L157 230H153V229L167 226L169 228L168 230H171V228H174V229L176 228V230H177L178 228L181 229V227L183 225H189V227L195 226V228H197L196 226H198L200 223H202V225L201 224L200 225L203 226V221L206 219V218H204V220L202 219L203 221L201 222V221H198L196 218L189 219V220H187V218H184V220L186 219L187 222L185 221L186 223H182L183 225L181 227L180 226L178 227L176 219L180 218L178 215H180L182 212L178 214V212H177L178 209H176L177 213L173 212V210H172V212H171L172 214L170 213L172 216L170 215L171 217H169V216L166 217L168 220H166L165 216H162L164 214L155 215V213H154L153 214V215H155L154 219L151 220V218H150L151 221L147 220L149 222H146V224H145V222L141 223L142 222L141 219H143L144 216H146L145 213H143V211L142 212L139 211V213H137L138 216H136L135 219H133V214L136 213ZM157 210H160V208H158ZM181 210H183V209H181ZM189 210H190V208H189ZM84 211H85L84 213H87L86 210H84ZM144 211H146V210H144ZM157 212H156V214H157ZM193 212H195V211H193ZM81 213H82V211H81ZM174 213L176 215L175 219L172 218V217L175 216ZM185 213H186V211H185ZM75 215H76V213H75ZM80 215H76V216H80ZM87 215L90 216V214H88V213H87ZM87 215L85 216V214H84L85 217H83V213H82V215L80 217H83L82 220L86 221ZM114 215H116V214H114ZM166 215H167V213H166ZM187 215L189 216V214H187ZM193 216L195 217L196 215H193ZM118 217L116 219H118ZM70 218H71V215H70ZM77 218H79V217H77ZM84 218H86V219H84ZM102 218L104 219V220H102L104 222L105 221V217H102ZM212 218H211L210 221H213ZM88 219H90V218H88ZM77 220H79V219H77ZM85 221H84V223H85ZM88 221H86V222H88ZM143 221H146V220L143 219ZM175 221H176V223H175ZM181 221H183V219H181ZM216 221H218V220L216 219ZM41 222H42V220H41ZM91 222H93V221H91ZM219 222H222V221H219ZM215 223L216 222H214V224ZM81 224L82 223H80V225ZM87 224L85 223V225H87ZM104 225H105V222H104ZM204 225H206V224L204 223ZM71 226H73V225H71ZM81 226H83V227L79 228V229L76 228L77 226L76 227L74 226L76 228V230L78 229L77 231H74V232H79L80 229H81L82 234L83 233L85 234V231H83V230H85V227H84V225H81ZM114 227L116 228L115 225H114ZM114 227L112 226V228H114ZM125 227L123 226V228H125ZM226 227H229V225L226 226ZM75 228H74V230H75ZM112 228H110V229H112ZM150 228L152 229V231L150 230ZM193 228L194 227H192V229ZM236 228H238V226ZM239 228H241V227L239 226ZM24 229H22V230H24ZM87 229H88V226L86 228V231H89ZM187 229L189 230L190 228H187ZM128 230L129 229H127L126 231H128ZM131 230L132 231H136V230H134V228L131 229ZM126 231H125V233H126ZM185 231H186V229H185ZM103 232H100L99 235H101V234L105 235L106 231L104 233ZM195 232H197V231L195 230ZM0 233H2V232L0 231ZM14 233L16 234V231ZM67 233L70 234L69 231H67ZM67 233H65V234H67ZM71 233H73L72 230H71ZM79 233H77V235H79ZM114 233H115V231H114ZM122 233H119V234H121V237L123 236ZM82 234H81V236H84ZM86 234L88 235V232ZM119 234H116V236L118 238H120V236H118ZM71 235H69V237ZM73 235H75V233H73ZM127 235H129V234H127ZM127 235L125 234V236H127ZM16 236H18V235H16ZM81 236H80V238H81ZM102 236H100V239H101ZM125 236H124V238H125ZM6 238H8V237H6ZM27 238H28V236H27ZM51 238H53V237H51ZM55 238H57V237H55ZM77 238L74 237L75 240ZM164 238H162V241H164V243L166 244V240ZM201 238L197 237V239H199L200 241H201ZM59 239L60 238L58 237V240ZM66 239L69 240V238H65V240ZM74 239L72 237V240H74ZM87 239H91V238L89 237V238L83 239V240H85L84 243L87 242L86 241ZM100 239L96 240V241H100ZM121 239H123V237ZM202 239L204 240V237ZM10 240H12V239H10ZM23 240L25 241V239H23ZM23 240H22V242H23ZM80 240H79V244L77 243V245H75V246L78 247L79 245H81L82 248H81V246H79L78 248L79 249L81 248L82 251H83V249H85V246L87 244L85 245L83 243L84 244V246H83L82 245V240L81 241ZM116 241L118 243V241H120V239H116ZM207 241H208V243L210 242L208 239H207ZM13 242H15V241H13ZM13 242H11V244ZM63 242H64V239H63ZM107 242H109V241H107ZM138 242H140V243H138ZM171 242H170V244L173 245ZM73 243L70 242V244H73ZM112 243H114L115 245L112 244ZM176 243L178 244V242H176ZM105 244H106V242H105ZM110 244H112V245H110ZM170 244H168V245H170ZM62 245H65V244L63 243ZM174 247H175V245H174ZM178 247H180V246H178ZM40 248L41 247L39 246L38 249H40ZM45 248H46V246H45ZM52 248L49 249V250H51V252L49 251L51 254L54 253L55 250L58 251V249L56 247H55L56 248L55 250L52 249ZM61 248H62V246H61ZM74 248H76V247H74ZM170 248L169 249L167 248V249L170 250ZM87 249H85V250H87ZM59 250H60V248H59ZM85 250L83 252H85ZM71 251L73 253V251H75V250L71 248ZM178 251H177V253H178ZM49 252H48V255H51V254H49ZM59 252L63 253L62 250H60ZM76 252L78 253L79 250L77 249ZM183 252L185 253L184 249H183ZM44 253H46V250L44 251ZM55 253H56V251H55ZM32 254L33 253L31 252V255ZM65 254H67V252ZM65 254H63V255L65 256ZM31 255H29V257ZM57 255H59V254H56V255H53V256L57 257ZM67 255H68L69 260L68 259L65 260L63 258H61L63 261H60L61 259L60 260L51 259L49 261L43 260V263H41L42 260L38 259L39 262L37 264H46L48 262H49V264H75L77 261L79 262V259L76 260L77 257H79V256H77L79 254H76V253L74 254L73 253L72 255H69V254H67ZM23 256H25V254ZM41 257H42V255H41ZM44 257H45V254H44ZM46 257H48L47 254H46ZM48 258H50V257H48ZM184 258H186V257H184ZM9 259H11V257H9ZM27 259H29V258L26 257V260ZM31 259H34V257L32 258V256H31ZM85 259H88V260H85ZM23 260H25V259H22L21 261L23 262ZM26 260L23 262V264H34L35 263V262H33V263L30 262L31 260L30 261L29 260L26 261ZM36 260L37 259H35V261ZM173 260L175 262H173ZM186 260H188V258L185 259V260H180L179 259L180 262L179 263L176 262V264H185ZM15 261H16V259H15ZM44 261L46 263H44ZM22 262H20V264ZM76 264H78V263H76Z\"/></svg>",
	"mask_w": 264,
	"mask_h": 264
}]
</instances>
